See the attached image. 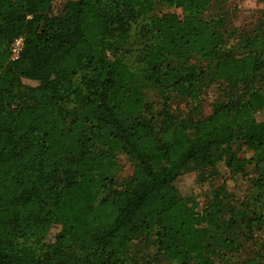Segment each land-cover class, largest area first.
<instances>
[{
    "label": "trees",
    "instance_id": "trees-1",
    "mask_svg": "<svg viewBox=\"0 0 264 264\" xmlns=\"http://www.w3.org/2000/svg\"><path fill=\"white\" fill-rule=\"evenodd\" d=\"M210 2L0 0V264H138L128 245L150 233L171 264L252 248L264 200L239 213L222 204L252 162L264 187V26L224 34L201 18ZM160 5L181 13L152 17ZM191 55L229 85L227 99L197 120L165 110L157 122L145 89L199 100ZM116 154L131 174L101 195ZM205 170L223 183L199 213L174 183ZM245 264H264L263 250Z\"/></svg>",
    "mask_w": 264,
    "mask_h": 264
},
{
    "label": "rangeland",
    "instance_id": "rangeland-1",
    "mask_svg": "<svg viewBox=\"0 0 264 264\" xmlns=\"http://www.w3.org/2000/svg\"><path fill=\"white\" fill-rule=\"evenodd\" d=\"M180 9H175L166 5H160L152 12V17L160 18L163 14H180ZM201 18L209 22L217 30L224 34L243 35L254 29L264 26V0H211L208 7L202 12ZM188 63L196 67L198 72L199 100L182 99L174 93L162 92L158 89H145L144 95L147 102L152 107V114L156 121H159L158 113L168 111L178 119L197 120L209 115L217 106L227 99L229 85L213 77L211 65L205 59L191 55ZM257 87L264 89V70L257 73ZM256 120H264V112L256 114ZM117 170L112 173L109 186L101 195H105L111 190L118 189L121 181L129 176L132 171L130 161L122 154H116L112 158ZM156 164V163H155ZM250 163L243 171L233 174L227 181V191L229 197L223 201L224 212L230 207H235L239 213L247 202L254 200L255 204H260L264 200V187L257 183L261 170L253 167ZM221 173L223 168L219 167ZM209 171L188 172L180 176L174 183L178 193L183 197H192L195 201L197 212H205L210 202L214 198L218 185L223 183V179L218 178L212 183L208 180ZM223 178L228 176L222 174ZM199 178V181H198ZM262 229V228H261ZM56 232V228L51 231L49 239ZM211 235V233L209 234ZM206 236L205 242L211 245L213 240ZM153 233L144 237L132 240L129 245V255L138 264H171L169 260L155 252L153 245ZM247 242L240 251L238 258L231 261L230 258L215 260L212 264H245V260L254 254L257 248L264 252V229L256 232L251 241L252 248ZM190 264H196L192 262Z\"/></svg>",
    "mask_w": 264,
    "mask_h": 264
},
{
    "label": "built area",
    "instance_id": "built-area-1",
    "mask_svg": "<svg viewBox=\"0 0 264 264\" xmlns=\"http://www.w3.org/2000/svg\"><path fill=\"white\" fill-rule=\"evenodd\" d=\"M21 46H22V38H17L14 40L13 44H12V48H11V51H12V58H16L20 49H21Z\"/></svg>",
    "mask_w": 264,
    "mask_h": 264
}]
</instances>
